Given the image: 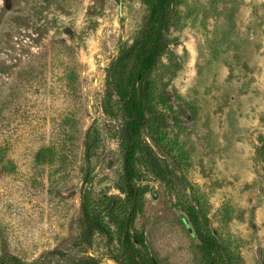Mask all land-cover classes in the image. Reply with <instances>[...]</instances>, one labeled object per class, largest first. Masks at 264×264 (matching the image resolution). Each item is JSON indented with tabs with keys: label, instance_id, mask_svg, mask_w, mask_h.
<instances>
[{
	"label": "rangeland",
	"instance_id": "374dc122",
	"mask_svg": "<svg viewBox=\"0 0 264 264\" xmlns=\"http://www.w3.org/2000/svg\"><path fill=\"white\" fill-rule=\"evenodd\" d=\"M172 14L151 80L181 112L158 106L168 126L153 132L173 176L165 184L136 163L139 261L208 264L212 238L218 264H264V0H177ZM145 15L142 0H0V256L123 259L127 211L97 208L108 235L85 242L81 208L124 198L108 69Z\"/></svg>",
	"mask_w": 264,
	"mask_h": 264
},
{
	"label": "trees",
	"instance_id": "16d2710c",
	"mask_svg": "<svg viewBox=\"0 0 264 264\" xmlns=\"http://www.w3.org/2000/svg\"><path fill=\"white\" fill-rule=\"evenodd\" d=\"M176 1L142 0L146 7V15L140 30L132 44L119 52V56L108 69L106 110L108 109V115L113 116L116 101L122 121V170L120 186L117 189L124 198L104 197V202L84 199L81 208L83 233L81 241H88L94 233L108 235V227L103 224L101 215L96 214L97 208L104 210L105 207V213H107V207L110 208V215L116 210L125 209L127 212L120 226L122 236L119 242L123 259L117 260L118 264L146 263L143 260L139 261L135 250L136 244L145 246L143 237L137 234L131 236L129 233L137 210L136 205L143 195L141 188L136 185V163L139 160L155 178L165 184H168L173 176L172 170L159 161L157 153L164 152L159 150L161 148L153 132L167 128L166 110L171 113V119L174 120L181 112H176L170 105V97L166 93L155 92L151 76L168 50L172 8ZM158 106L166 109L164 114L158 111ZM262 149L264 150V145L257 151L260 156ZM126 223L128 224L127 233H125ZM202 244L208 256V264H218L222 253L215 249L216 245L212 238H205ZM82 263L95 264V261L89 258ZM0 264L25 263L9 255H2Z\"/></svg>",
	"mask_w": 264,
	"mask_h": 264
},
{
	"label": "water",
	"instance_id": "95a60500",
	"mask_svg": "<svg viewBox=\"0 0 264 264\" xmlns=\"http://www.w3.org/2000/svg\"><path fill=\"white\" fill-rule=\"evenodd\" d=\"M119 9H120V7H119ZM127 231H128V224L126 223V230H125V233H127Z\"/></svg>",
	"mask_w": 264,
	"mask_h": 264
}]
</instances>
